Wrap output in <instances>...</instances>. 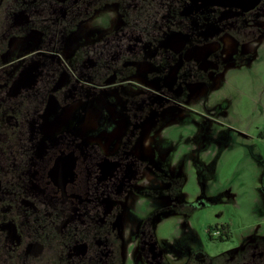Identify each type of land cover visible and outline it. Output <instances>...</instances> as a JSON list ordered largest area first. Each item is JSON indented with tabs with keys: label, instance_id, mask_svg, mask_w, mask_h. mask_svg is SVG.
<instances>
[{
	"label": "flooded vegetation",
	"instance_id": "flooded-vegetation-1",
	"mask_svg": "<svg viewBox=\"0 0 264 264\" xmlns=\"http://www.w3.org/2000/svg\"><path fill=\"white\" fill-rule=\"evenodd\" d=\"M213 2L0 0V264H264L261 232L217 256L157 236L204 206L169 136L264 40V0Z\"/></svg>",
	"mask_w": 264,
	"mask_h": 264
},
{
	"label": "rangeland",
	"instance_id": "rangeland-1",
	"mask_svg": "<svg viewBox=\"0 0 264 264\" xmlns=\"http://www.w3.org/2000/svg\"><path fill=\"white\" fill-rule=\"evenodd\" d=\"M255 44L246 62L239 60L222 75L211 77L215 86L198 102L193 119L169 136L183 156L194 159L192 167L184 165L186 204L199 197L204 205L189 218L179 215L183 225L172 216L157 228L159 240L179 256H188L196 246L217 256L238 247L251 231L264 233V140L259 137L264 131V40ZM232 48L229 45V51ZM192 51L198 63L211 55ZM209 63L215 66L213 59ZM222 223L230 225L233 239L211 241L208 226Z\"/></svg>",
	"mask_w": 264,
	"mask_h": 264
},
{
	"label": "water",
	"instance_id": "water-1",
	"mask_svg": "<svg viewBox=\"0 0 264 264\" xmlns=\"http://www.w3.org/2000/svg\"><path fill=\"white\" fill-rule=\"evenodd\" d=\"M213 4L229 5V6H241L248 10L253 8L259 0H213Z\"/></svg>",
	"mask_w": 264,
	"mask_h": 264
}]
</instances>
